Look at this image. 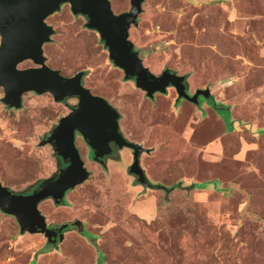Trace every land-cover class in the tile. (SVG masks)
<instances>
[{"label":"rangeland","instance_id":"1","mask_svg":"<svg viewBox=\"0 0 264 264\" xmlns=\"http://www.w3.org/2000/svg\"><path fill=\"white\" fill-rule=\"evenodd\" d=\"M109 1L114 14L131 6ZM141 7L128 30L134 50L151 73L184 75L189 95L208 89L196 106L172 86L147 96L68 4L46 19L54 32L43 55L64 76L85 72V86L119 113L123 137L149 149L140 166L160 187H144L129 172L131 149L100 164L75 135L88 178L61 204L46 198L38 208L47 225L79 220L82 231L72 225L53 243L22 231L0 208V264H264V0ZM30 66L31 59L18 64ZM2 97L0 87V183L27 191L57 172L43 140L76 100L27 91L16 108Z\"/></svg>","mask_w":264,"mask_h":264},{"label":"water","instance_id":"2","mask_svg":"<svg viewBox=\"0 0 264 264\" xmlns=\"http://www.w3.org/2000/svg\"><path fill=\"white\" fill-rule=\"evenodd\" d=\"M144 0H130V9L114 14L109 0H0V87L2 101L10 107H20L24 92H49L55 101L67 97H77L78 104L68 114L59 119L43 142L52 145L60 159L67 162L57 177L43 180L39 187L30 193L14 192L0 183V208L18 221L20 229L30 233H42L53 243L63 239L61 232L68 224L59 226L58 231L49 228L38 205L52 198L61 204L68 190L81 184L89 176L75 144V132H79L93 150V159L105 164L104 157L111 153L110 143L117 147L132 150L133 161L129 172L137 176L141 184L145 182L143 170L139 166V156L149 149L128 141L119 131V113L101 96L93 95L81 84L83 73L64 76L58 69L45 64L43 44L50 40L53 29L45 19L68 3L71 12L87 18L86 26L95 30L109 53V59L125 74L134 77L136 85L147 96L154 92H165L172 86L178 98L193 104L198 103V95L209 97L208 89H197L192 95L186 92L185 76L168 69L160 75L149 71L142 63L138 51L129 40V28L137 23ZM31 59L34 67L18 68L23 60ZM71 225L83 229L79 220Z\"/></svg>","mask_w":264,"mask_h":264},{"label":"flooded vegetation","instance_id":"3","mask_svg":"<svg viewBox=\"0 0 264 264\" xmlns=\"http://www.w3.org/2000/svg\"><path fill=\"white\" fill-rule=\"evenodd\" d=\"M64 4H68V3H64ZM63 5V4H62ZM61 5V6H62ZM69 5V4H68ZM70 7V6H69ZM59 11V10H58ZM57 12V11H56ZM55 13V12H54ZM73 14V13H72ZM52 15V14H51ZM76 15H82V14H76ZM83 16V15H82ZM85 17V16H84ZM86 18V17H85ZM47 19V18H46ZM46 19H45V23H46ZM87 19V18H86ZM47 24V23H46ZM87 24V23H86ZM48 25V24H47ZM90 29V28H89ZM50 41V40H49ZM48 41V42H49ZM45 43H47V42H45ZM44 43V44H45ZM43 44V45H44ZM42 48H43V46H42ZM24 61V60H23ZM18 67V66H17ZM30 67H34V66H30ZM19 68V67H18ZM27 68V67H26ZM20 69H22V68H20ZM79 72H82L83 73V75H82V78H81V84L84 86V87H86L85 86V84H84V77H85V72L84 71H79ZM78 73V72H77ZM76 74V73H75ZM63 75V74H62ZM73 76V75H72ZM171 87V86H170ZM86 88H88V87H86ZM89 89V88H88ZM90 90V89H89ZM91 92V91H90ZM93 94V93H92ZM93 95H96V94H93ZM97 96H99V95H97ZM69 98H74L75 100H76V103H74L73 105H72V107L70 108V111L74 108V107H76V105L78 104V99H77V97H67V98H65V99H63L62 101H60V102H63V101H66L67 99H69ZM181 100H183V101H187V100H185V99H183V98H180ZM106 100V99H105ZM209 100V99H208ZM58 102V101H57ZM187 102H189V101H187ZM191 103V102H190ZM109 104V103H108ZM193 104V103H192ZM195 106H196V104H194ZM69 111V112H70ZM68 112V113H69ZM68 113H66V114H68ZM65 114V115H66ZM65 115H63V116H65ZM62 116V117H63ZM58 122H59V120H58ZM58 124V123H57ZM56 124V125H57ZM55 125V126H56ZM118 125H119V123H118ZM54 126V127H55ZM53 127V128H54ZM52 128V129H53ZM119 131H120V127H119ZM51 132V131H50ZM50 133H48V135H49ZM122 134V133H121ZM75 135H81L79 132H75ZM82 137V136H81ZM47 138V135H45V137H44V139H46ZM83 138V137H82ZM83 140L85 141V139L83 138ZM85 143H86V141H85ZM86 145L88 146V144L86 143ZM110 146H111V153L108 155V156H105L104 157V159L103 160H105L106 161V159L108 158V157H112V158H117L118 157V151L119 150H121L122 148H119V147H117L114 143H110ZM88 148H89V151H90V155L92 156V158L94 157L93 156V150L88 146ZM145 148V147H144ZM145 151H143L142 153H144ZM80 153V152H79ZM141 153V154H142ZM146 153H149V151L148 152H146ZM56 154V153H55ZM140 154V155H141ZM56 156H57V154H56ZM131 156H132V153H131ZM140 157V156H139ZM138 157V158H139ZM140 159V158H139ZM96 161V160H95ZM132 161H133V157H132ZM132 163V162H131ZM67 165V162L65 161V160H63V159H60L58 156H57V172L56 173H54L52 176H54V177H57V175L59 174V172H60V170L62 169V168H64L65 166ZM131 165V164H130ZM139 166H140V161H139ZM141 167V166H140ZM142 169V168H141ZM143 170V169H142ZM143 174H144V176H145V173H144V171H143ZM135 178H136V180H137V176L136 175H134V174H132ZM51 176V177H52ZM51 177H49V178H51ZM47 179V178H46ZM43 180H45V179H42V180H40V181H38L37 183H35V185H33V186H31L29 189H27V191H26V193H30V192H32L33 190H35V189H37L38 187H39V184L43 181ZM145 182L147 183V184H141L142 186H144V187H153V186H158V187H160V185H158V184H152L150 181H148V179L145 177ZM139 183V182H138ZM140 184V183H139ZM162 187V186H161ZM63 224H65V223H63ZM67 226L64 228V229H62V231L61 232H65V231H67L68 229H70L71 227H73L72 225H71V221L70 222H67ZM62 224H59V225H47L49 228H52V229H55L56 231H58V229L57 228H59V226H61ZM60 232L58 231V234H59ZM58 240H56V242H57ZM56 242H54V243H56Z\"/></svg>","mask_w":264,"mask_h":264},{"label":"trees","instance_id":"4","mask_svg":"<svg viewBox=\"0 0 264 264\" xmlns=\"http://www.w3.org/2000/svg\"><path fill=\"white\" fill-rule=\"evenodd\" d=\"M212 101V100H211ZM228 126V125H227ZM85 235H88L87 233H85Z\"/></svg>","mask_w":264,"mask_h":264}]
</instances>
